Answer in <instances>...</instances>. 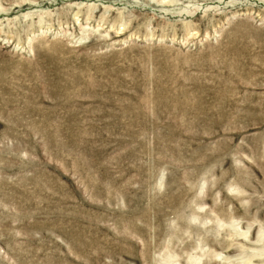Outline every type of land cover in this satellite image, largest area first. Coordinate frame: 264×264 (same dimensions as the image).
<instances>
[{
    "label": "rangeland",
    "instance_id": "374dc122",
    "mask_svg": "<svg viewBox=\"0 0 264 264\" xmlns=\"http://www.w3.org/2000/svg\"><path fill=\"white\" fill-rule=\"evenodd\" d=\"M0 264H264V0H0Z\"/></svg>",
    "mask_w": 264,
    "mask_h": 264
}]
</instances>
